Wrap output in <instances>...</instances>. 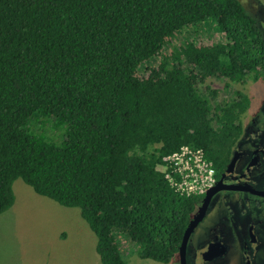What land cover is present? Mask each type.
I'll return each mask as SVG.
<instances>
[{
    "label": "trees",
    "instance_id": "1",
    "mask_svg": "<svg viewBox=\"0 0 264 264\" xmlns=\"http://www.w3.org/2000/svg\"><path fill=\"white\" fill-rule=\"evenodd\" d=\"M263 78L240 0H0V216L22 178L81 210L103 264H128L119 233L169 264L204 196L179 193L165 158L191 146L222 173L251 99L207 81Z\"/></svg>",
    "mask_w": 264,
    "mask_h": 264
},
{
    "label": "flooded vegetation",
    "instance_id": "2",
    "mask_svg": "<svg viewBox=\"0 0 264 264\" xmlns=\"http://www.w3.org/2000/svg\"><path fill=\"white\" fill-rule=\"evenodd\" d=\"M248 96V110H256L243 118L244 133L229 164L216 172L213 188L219 190L210 197L184 257L179 252L169 264H264V93ZM197 235L201 237L195 239Z\"/></svg>",
    "mask_w": 264,
    "mask_h": 264
},
{
    "label": "rangeland",
    "instance_id": "3",
    "mask_svg": "<svg viewBox=\"0 0 264 264\" xmlns=\"http://www.w3.org/2000/svg\"><path fill=\"white\" fill-rule=\"evenodd\" d=\"M240 1L264 34V0ZM208 22L212 26L213 20ZM191 31L186 29L180 39L184 40ZM207 83L221 90L220 96L224 97L234 89H241L252 97L264 93V80L262 83L250 81L245 86H228L227 82L216 79H209ZM255 110L251 107L244 117H251ZM38 133L56 143L66 138L59 130L44 126ZM14 193V205L0 216V264H103L96 250L97 236L78 207H67L38 194L22 178L15 181ZM118 238L128 264H163L139 258L138 246L126 234L119 233Z\"/></svg>",
    "mask_w": 264,
    "mask_h": 264
},
{
    "label": "built area",
    "instance_id": "4",
    "mask_svg": "<svg viewBox=\"0 0 264 264\" xmlns=\"http://www.w3.org/2000/svg\"><path fill=\"white\" fill-rule=\"evenodd\" d=\"M163 171L176 190L187 196H205L216 183V169L202 150L191 146L166 157Z\"/></svg>",
    "mask_w": 264,
    "mask_h": 264
},
{
    "label": "water",
    "instance_id": "5",
    "mask_svg": "<svg viewBox=\"0 0 264 264\" xmlns=\"http://www.w3.org/2000/svg\"><path fill=\"white\" fill-rule=\"evenodd\" d=\"M219 190V187H215V188H212L207 194H206V197L204 199V204L201 208V212L198 216H196L194 218V220L192 221L191 225L188 227L185 235H184V239H183V243H182V247H181V250H180V253L181 255L184 257L185 255V251H186V247H187V243H188V240L192 234V232L194 231V229L197 227V225L200 223V221L203 219L204 217V214H205V211L207 209V205H208V202H209V199L210 197L212 196V194Z\"/></svg>",
    "mask_w": 264,
    "mask_h": 264
}]
</instances>
